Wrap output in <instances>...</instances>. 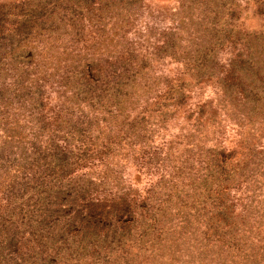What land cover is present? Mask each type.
<instances>
[{"label": "trees", "instance_id": "1", "mask_svg": "<svg viewBox=\"0 0 264 264\" xmlns=\"http://www.w3.org/2000/svg\"><path fill=\"white\" fill-rule=\"evenodd\" d=\"M248 1L264 15V0ZM141 3L33 0L13 16L0 10L5 126L11 109L35 119L31 149L23 140L7 152L6 143L0 148V166L19 172L0 189V264H83L121 246L133 228L144 237L158 225H227L231 189L244 178L251 182L264 165L253 156V142L235 167L233 156L208 147L201 136L221 108L240 124L254 122L256 114L264 117V31L237 23V0H191L182 4L178 32L135 43L126 38ZM87 14L96 24L104 22L109 36L87 37L81 30ZM109 14L115 16L111 29ZM188 27L195 29L180 36ZM64 34L89 48L76 55L68 44L60 50L55 42ZM221 49L231 53L227 63L222 64ZM167 57L183 63L192 82L216 80L224 97L217 105L201 101L192 107L185 78L166 80L155 90L148 74ZM46 85L65 90L87 111L76 114L63 104L46 113L51 102ZM183 113L192 124L170 137L168 124ZM131 162L140 172L159 175L145 195L124 185V167ZM96 166L99 177L77 175ZM238 225L232 222L233 233Z\"/></svg>", "mask_w": 264, "mask_h": 264}, {"label": "rangeland", "instance_id": "2", "mask_svg": "<svg viewBox=\"0 0 264 264\" xmlns=\"http://www.w3.org/2000/svg\"><path fill=\"white\" fill-rule=\"evenodd\" d=\"M29 1L33 0L25 2L24 0H0V10L5 8L3 11L9 12V15L13 16L22 7H26ZM189 1L191 0H142L141 8L131 15V31L126 40H133L137 43L139 39L144 40L148 36H152L153 40L164 37L170 32H178L177 26L180 24V17L183 14L182 10H184L182 4ZM237 4V9L240 11V19L237 20V23L243 26L244 30L264 31V15L255 13L254 6L248 0H237ZM93 11L99 13L97 8ZM89 15L87 14L86 18L82 20V25H85L84 30L81 28L82 32L87 37H92V35L102 37L105 23L96 24L94 23L97 20L96 17L92 21L88 19ZM113 15L106 16L108 17L107 22L111 20L110 17H113L108 28L114 24L115 16ZM194 29L188 27L186 32L180 36L183 37L188 34V30L191 32ZM108 32L106 29L104 35L109 36L111 32ZM45 38L48 37L45 36ZM59 41L60 50L61 47L68 44V51L76 49L74 55L82 49L89 48L88 44L83 43L82 40L78 45H75V42H70L69 34L62 35L55 44ZM115 43L117 44L116 41ZM220 53L222 64L227 63L229 55H231L230 51L221 49ZM153 66L155 71L151 72L152 76L151 74L148 76L155 90L163 87L166 80L187 79L189 82L188 90L190 91L189 103L192 104V107L201 101L214 102V105H217L218 100L224 97L216 80L201 83L192 82V75L187 73L183 63L167 57L154 62ZM56 87L58 86L46 85L47 92L50 93L49 100H51L49 106L45 107L46 113L51 114L50 106H56L58 109L63 104L67 107L72 106L76 114L83 110L87 111L84 105L78 106L77 103H74L70 94L65 93V90L63 93L60 92L61 90L55 91ZM10 111L7 113V117L12 124L9 123V127H7L9 129H7L4 120L6 118L5 110L0 109V148L6 143L8 147L5 151L7 152L11 146L19 143L17 141L23 140L26 148L31 149L29 143L32 140L31 132L34 131L35 119L25 117L30 112L25 115L24 112L18 113L12 109ZM231 114V111L228 112L221 108L218 120L213 125L204 128L206 133L201 135L203 142L208 147L224 148L227 154L233 156L231 165H235V167L239 161L243 160L244 162L245 154L250 153L248 146L253 142L256 145V153L254 152L253 156L256 157V161L262 159L264 161V117L256 114L254 122L242 121L240 124L236 117ZM184 115L186 114L183 113L176 117L175 121L172 120L168 124L166 133L170 137L176 138L179 133H182L181 127L183 125L192 124L184 119ZM16 120L19 122L14 123ZM160 144L159 139L156 141V145L160 146ZM7 165L0 166V189L8 184L10 177L17 176L19 173L16 166L7 167ZM125 166L126 181H124V185L138 189L143 195L146 194L145 188L159 182L158 173H148L147 170L140 172L138 166L133 162ZM94 168L79 169L77 175L83 176L84 173H89L94 177H99L100 167ZM248 180L242 179V183L236 188H232L229 197H227L229 202L234 204L232 208L226 211L227 225H158L156 229L144 237L141 236L139 228V230L133 228L131 238L123 239L120 242L121 246L117 245L109 254L102 251L95 258L89 256L83 264H264V165L256 170V176L252 178L251 182ZM214 209V204L210 202L207 209L209 214H212ZM237 221L239 223L238 231L233 233L231 231L233 230L232 222ZM120 247L122 250L119 249ZM125 252L127 256H125Z\"/></svg>", "mask_w": 264, "mask_h": 264}]
</instances>
